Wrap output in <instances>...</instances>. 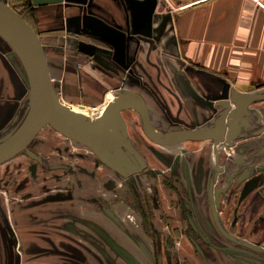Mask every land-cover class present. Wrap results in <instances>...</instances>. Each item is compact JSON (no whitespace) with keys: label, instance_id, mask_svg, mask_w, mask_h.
Masks as SVG:
<instances>
[{"label":"crops","instance_id":"1","mask_svg":"<svg viewBox=\"0 0 264 264\" xmlns=\"http://www.w3.org/2000/svg\"><path fill=\"white\" fill-rule=\"evenodd\" d=\"M155 1L154 6L153 0H64L33 6L27 0L20 16L43 47L57 95L75 111L93 117L119 94L130 91L142 96L158 132H164L171 122L185 129L211 127L218 116L215 112L223 111L221 103L233 91L242 94L264 84V12L249 0H170L171 6L165 0ZM136 5L139 9L130 8ZM9 54V46L0 38V137L23 119L26 109L21 66ZM65 100L92 101L88 107L93 110ZM256 102L249 105L248 115L264 110V100ZM126 111L128 117L123 119L132 140L142 124L135 111ZM260 115L264 123V113ZM44 128L49 126L37 136ZM254 128H242L239 142L233 141L232 149L221 154L208 140L175 146L187 148L182 152L188 161L185 179L200 195L203 191L210 195L212 181L221 177L213 173L214 163L227 157L234 163L241 160L237 163L243 171H227V175L232 179L243 172L249 174L236 187L243 195L235 204L236 218H242L226 223L224 229L232 237L264 248V186L257 182L260 175L253 173L264 163V130L254 137ZM52 131L42 134L37 146L36 136L29 147L39 152L36 147H51L49 139L55 148L67 142L59 138L69 140ZM20 164L25 170L28 162L14 156L2 163L0 182H31L33 177L27 172H15ZM48 190L30 187V183L9 191L0 187V264L5 259L19 264L11 245L15 237L22 244L23 264H155V249L129 211L121 214L120 222L132 236L120 235L119 243L114 235L122 224L118 225L114 212L106 207L99 210L88 200L61 198L57 202ZM229 190L226 196L235 194V188ZM13 195L28 198L11 200ZM12 223L16 234L7 229ZM182 247L179 259L183 263L203 264L188 245ZM203 259L208 264H256L245 255L207 247Z\"/></svg>","mask_w":264,"mask_h":264},{"label":"water","instance_id":"2","mask_svg":"<svg viewBox=\"0 0 264 264\" xmlns=\"http://www.w3.org/2000/svg\"><path fill=\"white\" fill-rule=\"evenodd\" d=\"M64 0H31L33 6L61 3ZM153 0V5H155ZM140 5L131 6L139 9ZM87 32L86 29L82 30ZM0 38L9 46V57L18 60L26 87V109L23 119L8 133L0 137V164L24 151L38 159L28 147L40 130L49 126L67 139L90 149L98 160L127 178L141 172L145 162L128 139L122 112L132 110L139 114L143 132L153 143L161 146L185 141H226L229 144L246 121L239 117L248 115L251 103L264 100L259 93L232 92L230 99L221 103L223 111L212 120L211 127L158 132L151 123L147 105L138 93L125 91L107 103L93 117L73 111L57 95L51 82L43 47L28 24L0 0ZM257 114V113H256ZM257 114V123H261ZM262 130L256 132L261 133Z\"/></svg>","mask_w":264,"mask_h":264},{"label":"rangeland","instance_id":"3","mask_svg":"<svg viewBox=\"0 0 264 264\" xmlns=\"http://www.w3.org/2000/svg\"><path fill=\"white\" fill-rule=\"evenodd\" d=\"M25 1L27 0H4V2L11 8L13 9L16 13H18L19 15L23 12V5L25 4ZM261 91H264V84H260L257 85V87L254 88V90L249 91V92H245V93H259ZM67 103L76 106L77 104H81L83 102L81 101H77V100H65ZM92 101H84L83 104L86 105H82L81 107L90 109L91 111L93 110L92 108L88 107V104H90ZM263 100L257 101L256 103H262ZM259 110V109H257ZM256 111V110H255ZM254 111V112H255ZM259 115L260 113H264L263 109L259 110ZM257 113V111L255 112ZM219 116L220 114L218 112H215V116ZM243 115L245 116V114L243 113ZM217 116V117H218ZM254 117V118H253ZM215 117L212 119L214 120ZM246 123H244V125L241 128H245L247 131L249 127H255L254 129H256L254 131V129L252 131L253 135H256L254 137H258V135L256 134V132H258L259 130H264V123H257V117L256 114H253L250 112V114L248 116H246ZM169 127H167V129L164 132L161 133H165L166 131H170V130H176L178 127V125H175L174 123H169L168 125ZM174 128V129H172ZM45 130L42 131L35 139L34 142H36V145L38 144V139L41 137L42 134H44L45 132L48 133H54L52 131V129L49 128H44ZM51 129V130H50ZM258 129V130H257ZM263 132V131H262ZM251 134V132H250ZM249 134V135H250ZM139 138L134 137L133 139L130 140L129 137L128 139L131 141V143L133 144L134 150H136L138 152V154L141 156V158L143 159V161L145 162V168L137 173L134 174L132 176H129L127 178L123 177L122 175L118 174L117 172L112 171L109 167L105 166L103 163H101L98 158L95 156V154L88 149L87 147L80 145L78 143H75L71 140H65L64 138H59V140H64L67 141L66 143H62V147H56L54 146V143L51 139V147L46 148V149H41L36 147L37 151H39V153H41L47 160L51 161L50 164H67L69 165L70 169H71V173H67L65 171H51V175H50V170L48 169V167H44V166H39L38 163L30 160L26 155V153L24 151H22L21 153L17 154L18 156L15 155V158H19L22 157L26 162L31 163V165L38 167V173L35 175H30V177H33L31 182L25 181V180H14V179H5V180H1L0 182V187L3 189V191H9L11 189H14L16 187H21V184L24 183L25 185L30 183V187H34L36 189L40 188L42 189L43 187H48V194H52V198L54 200H57L58 197L59 199L64 198V199H70V195H77L80 193L84 194L83 196L80 195V201L81 200H85L87 199L88 201H91V198L86 197V194L91 192V188L94 189V191H97V194H99V203L100 204H107V201H103L104 199H109L112 197L111 194L115 195L114 197V201L117 202V206L120 205H130L133 208H135L136 210L142 212L143 216H144V224L148 230V236L149 235H161L160 232H158L159 228H152L151 223H158L157 220L154 221L153 213L152 211L155 210L158 213V208H160V206L158 207L156 205L155 202V196L160 195L161 193H163V190L161 189V185L165 182V184H167L169 187H173L172 184H183V186L185 187L184 190L191 188L192 186L189 185V183L187 182V179H185V177L187 175L183 174L186 173L188 170L186 169V165L188 163V161L186 162L185 158L186 156L182 154V152H185L186 149L185 147L183 149H179L177 148L175 145L177 144H172V145H165V146H161V145H157L155 143H153L152 141H150L148 138L145 137V135L140 131L139 132ZM48 136V135H47ZM243 136V134L241 132H239V134H237V137L235 139L236 142L238 139H240ZM248 136V134H247ZM264 136V135H263ZM50 137V136H48ZM59 137V136H58ZM58 137L56 139H58ZM252 137V136H251ZM55 138V136H54ZM223 142V141H222ZM218 143L215 144L214 147H218V151L219 153H224L227 149L231 150L232 146L236 143L234 142V144H229L226 141L225 144L224 143ZM213 143V142H212ZM233 143V142H232ZM214 144V143H213ZM183 145H187V144H183ZM217 145V146H216ZM232 145V146H231ZM176 147V148H175ZM235 147V146H234ZM31 151H34L31 147H28ZM224 150L222 151L221 150ZM227 150V151H228ZM226 151V152H227ZM36 153V152H35ZM219 154V155H220ZM178 155L181 157L180 159V163H178L179 165L181 164V162L185 163L181 166H179V169L176 168L175 166V158L178 157ZM228 158V157H227ZM225 161H219L217 164H213V173H215V175H218V172H220V174L227 172V171H235L237 169V171H243L241 170L242 167L241 165H238L237 161H241L240 159H237L236 162L234 163L232 161V159H227ZM13 159V157H12ZM8 161V160H7ZM6 162V161H5ZM237 164V166H236ZM2 164H0L1 167ZM98 165V166H97ZM178 167V166H177ZM22 165H18V169L15 170V172L19 173V172H27L28 170L25 169H21ZM215 168V169H214ZM48 172L49 174H46V176H40L39 173L42 172ZM182 171V172H181ZM180 172L179 175H177ZM257 173L259 174L261 177L257 182L259 184H261V186H264V163L259 164L256 166V168L253 170V173ZM163 173V174H162ZM43 177H46V179H43ZM88 177H94L97 178L95 181H92L94 183H92L90 180H87ZM178 178H181V180H176ZM37 180H36V179ZM93 178V179H94ZM221 179L217 180V176L216 178L212 181V187H219L220 185L223 184ZM230 182V181H229ZM162 183V184H161ZM222 183V184H221ZM49 184V186L47 185ZM226 184V183H225ZM26 187V186H25ZM233 187L236 188V182L233 184ZM241 187V186H240ZM83 189V190H80ZM159 189V190H158ZM78 190V191H77ZM158 191V192H157ZM167 190L164 191V194H166ZM43 193V192H42ZM106 193H111V196H107L105 195ZM169 193V192H168ZM171 194V192H170ZM54 196H57V198H55ZM13 200H22L28 197H23V196H17V195H13ZM12 197L10 198L12 200ZM212 197H214L212 195ZM38 198V197H37ZM96 198V196H95ZM195 199H198V197H194ZM233 198H238V197H233ZM212 204H216L214 201V198L212 199ZM84 202V201H83ZM204 207V205L202 206ZM218 207V206H215ZM118 216V215H117ZM146 217V218H145ZM121 215L120 217H118L117 223L118 225L121 223ZM140 220V219H139ZM152 220V221H151ZM213 222V221H212ZM122 224V223H121ZM215 226V225H213ZM10 229L11 232H13V234H16L13 223L12 225H8L7 229ZM140 231L142 229V232L144 235L145 234V229L143 227H139ZM207 230H212L209 226L205 227ZM125 225L122 224V226L116 227L115 229V235L114 238L117 240V242L120 243V241H122L121 239H119L120 235L125 237V235L127 236H132L130 235V233L128 232V230L126 229ZM216 230V229H215ZM225 230V229H224ZM9 232V230H8ZM111 232V231H110ZM161 232L164 233V235H168V231L167 229H163ZM213 237L218 238V235L215 233L211 234ZM147 236V235H146ZM149 243L154 247V249H156L158 247V243H153V241L151 242V239L148 238ZM13 251L16 253L18 259H19V264H23V260H22V251H20V247H22V244H20L21 242L17 241V238H13ZM8 243V242H7ZM6 244V243H5ZM10 244L5 245L9 246ZM217 246H220L222 244L218 243L217 241ZM242 248L244 251H250L251 247H248L247 245L242 244ZM237 247V246H236ZM164 248L166 249V251L169 253V251H171V248H169V244L168 245H164ZM169 249V250H168ZM170 254V253H169ZM159 255V254H157ZM158 261L161 264H167V260H164L163 257L162 258H158L157 260V264ZM251 263H253V261H249ZM56 263V262H55ZM4 264H17V261H12L11 259H5ZM155 264H156V260H155ZM171 264V263H169ZM173 264V263H172Z\"/></svg>","mask_w":264,"mask_h":264},{"label":"flooded vegetation","instance_id":"4","mask_svg":"<svg viewBox=\"0 0 264 264\" xmlns=\"http://www.w3.org/2000/svg\"><path fill=\"white\" fill-rule=\"evenodd\" d=\"M122 115L123 117L124 116L128 117L127 111L123 112ZM137 115L139 116L138 113ZM180 129L182 128L179 127L176 130H180ZM140 131L144 134L142 126L140 127ZM133 136L139 138V135H136L134 133H133ZM32 152L35 155H37L38 159H33L29 156L27 157L30 160L38 163L39 166L41 167L47 166L48 169L50 170L49 171L50 175H51V171H60V170L65 171L67 173H71V169L69 165L50 164L51 161L47 160L44 156L40 155L39 152H36V153L34 151ZM180 160L182 159H180V156L178 155V157L175 158V166L177 169H179V166L185 163L184 161V162H181V164L179 165L178 163H180ZM186 166L188 167V164ZM38 167H35L31 165V163H28L26 167V169L28 170V174H31V175L37 174L39 170ZM187 173L188 171L183 174L187 175ZM46 174H49V173L46 171L39 173L40 176L41 175L46 176ZM179 174L180 172L177 175ZM218 175L221 176L220 179L222 180L223 184L221 183L222 185H220L219 187H213L212 188L213 191L211 190L210 195L207 192L205 193L204 191L201 195L197 194L192 188H188L184 190L185 187L183 186V184L175 183V184H172L173 187L171 188L167 184H165V182L163 184L161 183L162 184L161 189L163 190V193H161L160 195H158L157 193V196H155L156 205L158 207L160 206V208H158L157 210L158 213L155 210L152 211V213L154 212L153 213L154 218H151V219H154V221L157 220L158 223L157 224L151 223V226H150L153 229L156 227L159 228L158 232H160L161 234L159 236L158 235L148 236V230L144 224L145 219H144L142 212L136 210L130 205L117 206L119 204H117V202L114 201L115 195L111 193H106L105 195L107 196L112 195V197L110 198V200L109 199L103 200V201H107V204H100L99 194H97V191H94V189L91 188V192L86 194V197L91 198L92 202L91 201L89 202L92 204H95L97 208H99V210H102L103 207H106L112 212H114L116 215H118V217H120L121 214L127 213L129 211L131 216H133L134 219L136 220V223H138L140 227H143L145 229L146 231L145 234L147 235L148 238L151 239V242L153 241V243L159 244L158 247L155 249L156 264H157L158 258L160 259L162 257L164 260H167L168 262L167 264L169 263L188 264V263H183L184 261L179 259V255H181V251L183 249L182 244L188 245L198 257H201V259L203 260V264L209 263L208 260L203 259L204 247H207L215 251H221V252L231 251L234 254L245 255L246 257L255 260L256 264L264 263V248L263 247H260L258 245H253L249 243L248 241H246L247 239L244 240L242 238L232 237L228 235L226 231L224 230V226L226 223H229L231 221L233 222V221L241 220L242 215L236 218L235 209L237 208L235 207L236 206L235 204L238 202V200L243 199V195L240 193H237L236 188H235L234 195L226 196L225 194L228 192L230 188H234L233 184L235 182H236V185L241 186L246 181V179H248L249 174L247 172H243L238 175L231 176L232 179H228L230 175H227V172H224L223 174L222 173L220 174V172H218ZM93 178L94 177H91V178L88 177L87 180L95 181L97 179V178H94V179ZM43 179H46V177H43ZM176 180L179 181L181 180V178L177 177ZM187 182L189 183L188 180ZM225 183L228 184L226 187H225ZM47 185L49 186V184ZM165 190H167L166 194H164ZM212 195L214 197H212ZM50 196L52 197V194H50ZM79 196H80L79 194L74 195V196L70 195V199L79 200L80 199ZM234 196L238 198H233ZM54 197L57 198V196H54ZM194 197H198V199H195ZM211 198L212 199L214 198V201L216 204L214 205L212 204ZM261 198L264 199V196L261 195ZM12 200H13V197H12ZM59 200L60 199L58 197L56 201L58 202ZM79 201H76V202H79ZM231 201H234L233 204H230ZM203 205L204 207H202ZM215 206H218V207H215ZM239 209H241V205L238 207V210ZM206 226H209L212 230H207L205 228ZM164 228L167 229L168 235L166 234L164 235V233L161 232ZM212 233L217 234L218 238L213 237L211 235ZM217 241L218 243L222 245L217 246L216 245ZM227 241L230 242L229 245L226 244ZM168 244H169V248H171V251H169L170 254L164 248V245H168ZM242 244L247 245L248 247H251V250L244 251L242 248L243 246ZM20 251L23 252L22 247H20ZM158 263L161 264L159 261Z\"/></svg>","mask_w":264,"mask_h":264},{"label":"built area","instance_id":"5","mask_svg":"<svg viewBox=\"0 0 264 264\" xmlns=\"http://www.w3.org/2000/svg\"><path fill=\"white\" fill-rule=\"evenodd\" d=\"M171 6L170 0H165ZM208 0H194L193 3H201ZM257 9L264 12V0H249Z\"/></svg>","mask_w":264,"mask_h":264},{"label":"bare ground","instance_id":"6","mask_svg":"<svg viewBox=\"0 0 264 264\" xmlns=\"http://www.w3.org/2000/svg\"><path fill=\"white\" fill-rule=\"evenodd\" d=\"M70 108H71V107H70ZM71 109H72V108H71ZM101 109H102V108H101ZM101 109H100V110H101ZM72 110L75 111L74 109H72ZM100 110H99V111H100ZM76 112H77V111H76ZM81 112H82V110H81ZM83 112H85V110H83ZM85 113H86V112H85ZM92 116H93V115H92ZM239 120H240L241 122L244 121V120L246 121V115L244 116V115L242 114V115L239 117Z\"/></svg>","mask_w":264,"mask_h":264}]
</instances>
